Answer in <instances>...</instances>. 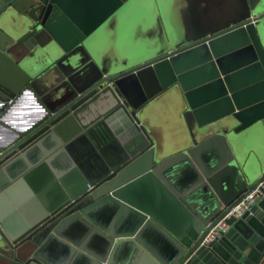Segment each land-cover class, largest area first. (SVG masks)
Here are the masks:
<instances>
[{
    "label": "water",
    "instance_id": "1",
    "mask_svg": "<svg viewBox=\"0 0 264 264\" xmlns=\"http://www.w3.org/2000/svg\"><path fill=\"white\" fill-rule=\"evenodd\" d=\"M134 1L0 0V119L26 93L40 104L34 123L0 147L4 264L80 259L260 264L264 259V187L253 215L228 219L230 228L204 243L207 225L218 223L264 181V0H242V12L225 22L198 20L195 33L170 29L163 19L161 50L133 64L107 61L99 40ZM150 10L156 13L155 0ZM206 22L209 31L201 27ZM74 63L81 66L78 71L72 70ZM54 68L66 80L45 96L39 87ZM174 92L182 103L183 144L166 154L144 115ZM113 121L131 132L126 151L97 169L75 158L82 175L68 186L54 178L57 187L40 194L35 174L61 153L93 141L95 132ZM209 146H216L220 168L203 167L202 151ZM180 161L188 162L194 175L190 187L177 191L168 175ZM219 169L231 176L225 187L217 181ZM148 183L173 208L175 221L141 204L137 190ZM200 189L210 196L206 206L192 199ZM15 192L21 198L12 203L8 196ZM26 204L32 205L30 214L19 220L12 210ZM109 206L124 212L123 232H117L120 224H103Z\"/></svg>",
    "mask_w": 264,
    "mask_h": 264
},
{
    "label": "crops",
    "instance_id": "2",
    "mask_svg": "<svg viewBox=\"0 0 264 264\" xmlns=\"http://www.w3.org/2000/svg\"><path fill=\"white\" fill-rule=\"evenodd\" d=\"M152 3L153 0H138L135 6L132 8L130 6L120 17L111 22L99 40V49L104 59L111 62L120 61L122 64H133V59L147 57L151 52L161 50L163 19L166 20L170 29H178L183 33H186L184 29H189L195 33L198 31L193 30L198 25L193 22L194 20L215 19L225 22L236 18L242 12V0H155L156 13L150 10ZM206 24H202L201 27H206ZM200 32L206 33V31ZM71 67L73 71H78L81 68L77 63ZM65 80V75L54 68L42 78L40 91L45 96L53 95ZM181 108L179 93L174 92L167 94L151 105L144 115L146 124L153 135L157 137L160 147L166 154L177 152L183 144L182 126L180 124ZM39 114L40 104L33 94L26 93L15 101L7 111L6 116L0 119V147L9 145L23 129L34 123ZM130 137L129 128H126L119 121H113L107 126L99 128L95 132L93 141L80 144L71 153H61L52 164L44 168V173L35 174V186L41 185L39 192L46 196L57 187L56 184L54 185V178L59 183H61L60 179H64L68 186V182L82 175L78 162L90 164V169H97L101 161L120 157L122 151H126ZM201 158L203 167L207 169L211 167L220 168L221 161L216 146H209L204 149ZM217 172L219 173L217 180L219 185L222 187L228 185L231 180L230 174L223 173L220 169ZM170 174L168 176L173 181L177 191L190 187L193 182L194 172L186 161L174 164L170 169ZM149 184L143 185L137 190L141 204L153 207L154 211L161 217L175 221L176 215L173 208L164 200L162 201V193L148 186ZM192 197L193 201L200 206H206L210 198L208 192L202 189L195 191ZM8 198L13 203V198H21L20 192L9 194ZM31 209L32 205H15L12 212L16 214V218L19 220H26ZM124 218V212L114 206H109V209L102 216L103 224L106 227L113 224L114 226L121 225ZM117 232H123V225L118 227ZM51 260L55 261V259ZM0 264H4L1 259ZM74 264L85 263L80 259ZM260 264H264V259Z\"/></svg>",
    "mask_w": 264,
    "mask_h": 264
},
{
    "label": "built area",
    "instance_id": "3",
    "mask_svg": "<svg viewBox=\"0 0 264 264\" xmlns=\"http://www.w3.org/2000/svg\"><path fill=\"white\" fill-rule=\"evenodd\" d=\"M12 102V100L10 101ZM262 187H264V181L260 182L258 186L249 193L240 203L234 206L226 215L216 224H208L207 228H210V231L204 241L205 244L210 243L220 236L221 232H226L230 228L228 219L232 217L242 218L245 215H253V206L258 197L262 195Z\"/></svg>",
    "mask_w": 264,
    "mask_h": 264
},
{
    "label": "rangeland",
    "instance_id": "4",
    "mask_svg": "<svg viewBox=\"0 0 264 264\" xmlns=\"http://www.w3.org/2000/svg\"><path fill=\"white\" fill-rule=\"evenodd\" d=\"M137 1L138 0H135L133 3H132V5H131V7L130 8H132V6H135L136 4H137ZM198 20H194L193 22L195 23V22H197ZM204 21H207V20H204ZM207 24H206V27L205 26H203V29L205 30H208L209 31V29H210V27H211V24H210V22H206ZM205 24V23H204Z\"/></svg>",
    "mask_w": 264,
    "mask_h": 264
}]
</instances>
